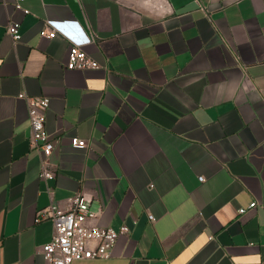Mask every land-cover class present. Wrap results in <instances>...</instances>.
I'll list each match as a JSON object with an SVG mask.
<instances>
[{
  "label": "crops",
  "instance_id": "1",
  "mask_svg": "<svg viewBox=\"0 0 264 264\" xmlns=\"http://www.w3.org/2000/svg\"><path fill=\"white\" fill-rule=\"evenodd\" d=\"M49 20L78 22L100 67L68 68ZM29 96L50 98L46 157ZM78 192L129 231L73 264H264V0H0V264H44L38 211Z\"/></svg>",
  "mask_w": 264,
  "mask_h": 264
},
{
  "label": "built area",
  "instance_id": "2",
  "mask_svg": "<svg viewBox=\"0 0 264 264\" xmlns=\"http://www.w3.org/2000/svg\"><path fill=\"white\" fill-rule=\"evenodd\" d=\"M17 6H20L17 3ZM47 28L41 34L47 37H55L60 34L70 41L68 68H98L100 64L86 51L85 46L93 41V37L75 21L49 20ZM6 30L14 40L21 38L20 25L18 22L9 21ZM23 97L24 94H21ZM29 125L31 129V141L41 154L46 157L51 154L55 147L54 140L46 127V112L50 105L48 96H29ZM74 147L85 148L86 140L74 136L71 139ZM42 176L51 178L54 172L43 169ZM201 181L203 176H199ZM256 206L252 202L249 208ZM247 208H241L245 212ZM95 212L89 201L78 192L70 198L69 205L65 208L56 203L38 211L37 220L49 218L54 225V234L50 241L42 247L44 264H73L76 260L107 259L111 257V251L120 234L127 233L128 227L123 224L119 229L102 227L92 223ZM154 220V216L150 215Z\"/></svg>",
  "mask_w": 264,
  "mask_h": 264
}]
</instances>
